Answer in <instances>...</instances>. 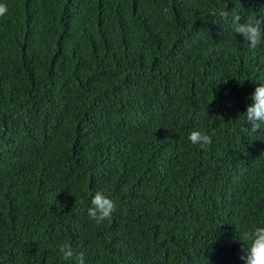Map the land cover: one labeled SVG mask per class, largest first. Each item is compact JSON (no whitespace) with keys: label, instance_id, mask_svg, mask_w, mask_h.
I'll use <instances>...</instances> for the list:
<instances>
[{"label":"trees","instance_id":"1","mask_svg":"<svg viewBox=\"0 0 264 264\" xmlns=\"http://www.w3.org/2000/svg\"><path fill=\"white\" fill-rule=\"evenodd\" d=\"M0 5V264H73L63 243L85 264H245L239 238L264 226V131H244L264 41L243 46L233 16L264 21V0ZM96 191L117 205L100 224Z\"/></svg>","mask_w":264,"mask_h":264},{"label":"clouds","instance_id":"2","mask_svg":"<svg viewBox=\"0 0 264 264\" xmlns=\"http://www.w3.org/2000/svg\"><path fill=\"white\" fill-rule=\"evenodd\" d=\"M7 7L0 5V16L6 14ZM213 15L222 19H227L230 12L227 8L216 9ZM241 17L233 16V30L243 39L241 43L249 49L255 50L264 41V29L261 24L264 21L246 19L240 22ZM252 103L246 107L245 122L248 125L244 129L249 134H255L264 131V82L258 83L252 93ZM188 139L194 145L201 148L212 143V138L206 132L194 129L189 133ZM91 207L87 209L88 215L95 220L97 224L105 220H111L113 213L117 210V205L113 199L101 191H96L91 197ZM242 245V254L240 259L245 264H264V226H256L251 230L245 231L239 238ZM61 258L65 261H72L73 264H85V254L76 252L68 243H63L58 249Z\"/></svg>","mask_w":264,"mask_h":264}]
</instances>
